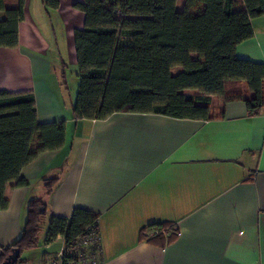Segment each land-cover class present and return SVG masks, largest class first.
<instances>
[{"label": "crops", "instance_id": "1", "mask_svg": "<svg viewBox=\"0 0 264 264\" xmlns=\"http://www.w3.org/2000/svg\"><path fill=\"white\" fill-rule=\"evenodd\" d=\"M82 1L59 0L47 15L43 0H25L18 45L0 47V89L31 91L38 121H64L66 130L62 147L21 169L26 184L5 186L0 249L18 237L28 200L39 197L48 205L43 251L22 252L27 264H46L60 250L62 236L45 241L48 215L69 216L74 207L98 214L99 264H264V110L248 115L243 100L213 95L211 119L115 112L74 121L55 67L76 69L73 32L84 16L73 4ZM51 15L61 25L58 38L43 29ZM252 27L235 55L264 64V15ZM46 178H57L50 194ZM160 222L177 228L163 246L142 238Z\"/></svg>", "mask_w": 264, "mask_h": 264}, {"label": "trees", "instance_id": "2", "mask_svg": "<svg viewBox=\"0 0 264 264\" xmlns=\"http://www.w3.org/2000/svg\"><path fill=\"white\" fill-rule=\"evenodd\" d=\"M25 0H0V47L18 45ZM59 0H43L45 12ZM73 6L83 25L73 32L78 84L70 99L71 118L103 119L115 112L159 113L176 118L211 119V96L224 102L241 99L248 115L264 110V64L238 58L236 45L253 34L252 19L264 15V0H83ZM64 64L61 77H65ZM175 68H179L175 70ZM244 82L248 95H245ZM61 83V81H60ZM62 85H66L62 81ZM66 87V86H65ZM185 89L197 93H185ZM64 121L39 122L31 91L0 89V205L9 181L26 184L21 169L40 152L65 144ZM57 178L44 179L50 194ZM47 203L27 202L18 237L0 249V263L12 248L20 255L39 246ZM98 214L74 207L69 216L48 215L45 241L63 237L66 255L77 237L97 227ZM151 227L166 230L142 238L163 246L177 236L170 222Z\"/></svg>", "mask_w": 264, "mask_h": 264}, {"label": "built area", "instance_id": "3", "mask_svg": "<svg viewBox=\"0 0 264 264\" xmlns=\"http://www.w3.org/2000/svg\"><path fill=\"white\" fill-rule=\"evenodd\" d=\"M158 232L166 233L164 229L151 227L146 231L147 236H154ZM64 244L60 250L46 264H99L101 261V244L96 226L86 228V232L77 237L73 251L65 253Z\"/></svg>", "mask_w": 264, "mask_h": 264}, {"label": "rangeland", "instance_id": "4", "mask_svg": "<svg viewBox=\"0 0 264 264\" xmlns=\"http://www.w3.org/2000/svg\"><path fill=\"white\" fill-rule=\"evenodd\" d=\"M37 1V0H36ZM40 0H38V2H39ZM34 6V3L32 4V6H31V10L33 11V7ZM46 21H45V24H44V26H43V29H45V26H48V30H47V32L50 34H52V30H53V32L55 33V37H57L58 38V36H60V33H59V31H60V27H61V25H60V23L57 21V19H56V17L55 16H53V15H51L50 17H48L47 16V18L45 19ZM39 27H41V29H42V26H41V23H39ZM42 29V30H43ZM44 31V33L46 32L45 30H43ZM56 71H58V79H59V81H61V83H62V81H65V83H66V87L64 86V85H62L61 84V89H62V91L64 92V99L66 100V102L67 103H69L70 102V99L71 98H74V96H75V92H76V88H77V84H78V77L76 76V71H77V69H75L74 67H72L71 65H67V67L64 69L65 71V77H64V79L61 77V74H60V68L58 67V63H57V65H56ZM44 222V221H43ZM43 234H44V230L42 229L41 230V233H40V239L42 238V236H43ZM42 241V240H41ZM43 244V243H42ZM42 246V245H41ZM43 246H44V244H43ZM43 249V247H41V248H37V250L36 251H38V252H40V251H43L42 250ZM27 250H24L23 251V256H24V254H25V252H26ZM17 264H27V261L26 260H24V261H22V262H19V263H17Z\"/></svg>", "mask_w": 264, "mask_h": 264}, {"label": "water", "instance_id": "5", "mask_svg": "<svg viewBox=\"0 0 264 264\" xmlns=\"http://www.w3.org/2000/svg\"><path fill=\"white\" fill-rule=\"evenodd\" d=\"M19 255H20L19 249L14 247L11 249L10 253L0 264H15Z\"/></svg>", "mask_w": 264, "mask_h": 264}]
</instances>
